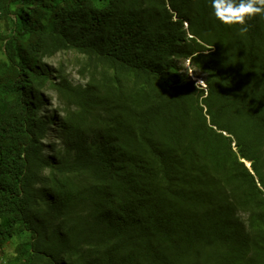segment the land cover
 Instances as JSON below:
<instances>
[{
    "label": "trees",
    "instance_id": "1",
    "mask_svg": "<svg viewBox=\"0 0 264 264\" xmlns=\"http://www.w3.org/2000/svg\"><path fill=\"white\" fill-rule=\"evenodd\" d=\"M248 23L211 0H0V264H264Z\"/></svg>",
    "mask_w": 264,
    "mask_h": 264
},
{
    "label": "clouds",
    "instance_id": "2",
    "mask_svg": "<svg viewBox=\"0 0 264 264\" xmlns=\"http://www.w3.org/2000/svg\"><path fill=\"white\" fill-rule=\"evenodd\" d=\"M215 18L222 24L239 25L241 35L249 31V21L264 16V0H211Z\"/></svg>",
    "mask_w": 264,
    "mask_h": 264
},
{
    "label": "rangeland",
    "instance_id": "3",
    "mask_svg": "<svg viewBox=\"0 0 264 264\" xmlns=\"http://www.w3.org/2000/svg\"><path fill=\"white\" fill-rule=\"evenodd\" d=\"M79 55L75 53H66V54H58L56 57L50 59V62L57 68L60 65V62H64L66 65L67 72L69 73L70 77L73 79V81L79 83V82H86V80L82 77V75L79 72L80 69V60ZM185 67L191 71L192 70V64L190 62H187ZM192 72V71H191ZM193 79L198 80L197 83L202 85L203 87H206V82L204 78H198L193 75ZM47 94L49 97H51V100L49 103L56 105L58 103V97L57 91L55 89H50L47 91ZM52 106V107H53ZM11 253H14V248H11Z\"/></svg>",
    "mask_w": 264,
    "mask_h": 264
}]
</instances>
